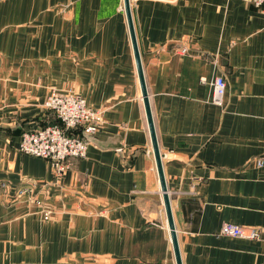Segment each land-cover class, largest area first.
I'll return each mask as SVG.
<instances>
[{
  "label": "crops",
  "instance_id": "obj_1",
  "mask_svg": "<svg viewBox=\"0 0 264 264\" xmlns=\"http://www.w3.org/2000/svg\"><path fill=\"white\" fill-rule=\"evenodd\" d=\"M129 1L181 264H264V16L247 0ZM215 75L220 105L200 81ZM52 91L103 118L74 130L86 152L60 177L19 151L56 121ZM0 264H176L123 0H0Z\"/></svg>",
  "mask_w": 264,
  "mask_h": 264
},
{
  "label": "built area",
  "instance_id": "obj_2",
  "mask_svg": "<svg viewBox=\"0 0 264 264\" xmlns=\"http://www.w3.org/2000/svg\"><path fill=\"white\" fill-rule=\"evenodd\" d=\"M247 1L257 7L264 16V0ZM186 50L187 48L184 47L181 52H186ZM200 81L211 86V101L220 105L226 87L223 76L215 75L210 80L203 76ZM45 106L55 113L59 123L47 124L41 128L22 132L19 151L47 160L53 174L60 177L71 167L73 159L85 155L88 145V141L83 136L70 132L80 127L84 134H94L103 121L102 110L92 108L83 97L71 91H52L46 97ZM262 162V158L257 160L260 165ZM50 213L48 208L42 209L43 219H48ZM220 234L248 239L261 238L260 228H246L232 223L222 224Z\"/></svg>",
  "mask_w": 264,
  "mask_h": 264
},
{
  "label": "water",
  "instance_id": "obj_3",
  "mask_svg": "<svg viewBox=\"0 0 264 264\" xmlns=\"http://www.w3.org/2000/svg\"><path fill=\"white\" fill-rule=\"evenodd\" d=\"M123 8H124V12H125L126 20H127V25H128L129 35H130V39H131V44H132L137 74H138V78H139V82H140L141 94H142V99H143L144 108H145V112H146V118H147V122H148L150 138H151V145H152L153 155L155 158L156 168H157L159 182H160V188L162 191L163 205H164V209H165L167 225L169 228L171 244H172L176 264H181L178 241H177V237H176V231H175V227H174L172 211H171V206H170V199H169V195L167 193V188H166V184H165V180H164V176H163L162 164H161V155L159 152V148H158L157 140H156V136H155V131H154L152 115H151V110H150V105H149V100H148V94H147L144 75H143V69H142L140 54H139V50H138L136 38H135V32H134V26H133V22H132V16H131V11H130V1L129 0H123Z\"/></svg>",
  "mask_w": 264,
  "mask_h": 264
},
{
  "label": "trees",
  "instance_id": "obj_4",
  "mask_svg": "<svg viewBox=\"0 0 264 264\" xmlns=\"http://www.w3.org/2000/svg\"><path fill=\"white\" fill-rule=\"evenodd\" d=\"M55 123H59V120L58 119H56V121L54 122V124ZM51 124V123H50ZM70 133H75V131L73 130V131H71Z\"/></svg>",
  "mask_w": 264,
  "mask_h": 264
},
{
  "label": "rangeland",
  "instance_id": "obj_5",
  "mask_svg": "<svg viewBox=\"0 0 264 264\" xmlns=\"http://www.w3.org/2000/svg\"><path fill=\"white\" fill-rule=\"evenodd\" d=\"M249 2V1H248ZM257 8V7H256ZM83 132V131H82ZM86 135V134H85Z\"/></svg>",
  "mask_w": 264,
  "mask_h": 264
}]
</instances>
